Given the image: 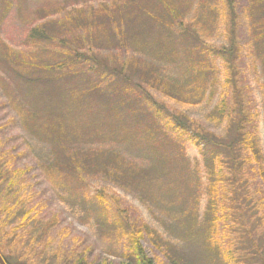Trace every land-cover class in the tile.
Returning <instances> with one entry per match:
<instances>
[{"label":"rangeland","instance_id":"1","mask_svg":"<svg viewBox=\"0 0 264 264\" xmlns=\"http://www.w3.org/2000/svg\"><path fill=\"white\" fill-rule=\"evenodd\" d=\"M16 1L8 12L0 13V50L4 44L14 52L24 54L31 53L27 36L34 26L45 22L51 26L59 24L66 20L68 13L74 16L79 13L82 17L103 10L118 19L121 11L117 12V7L125 10L132 7L127 0ZM178 1L183 8L184 21L198 33L204 47H230L233 9L224 0ZM232 1L235 6L232 17L237 25L238 86L253 115V125L264 154L263 63L254 50L248 0ZM154 6L150 3L147 9ZM208 9H213L216 14L208 16ZM132 11L131 8L128 12ZM128 21L127 47L116 48L114 41L104 39L103 28H99L98 41L94 44L84 42L80 49L94 53L98 48L102 56L114 55L123 62L130 58L141 59L158 66L165 79L180 86L186 85L195 73L190 57L197 51V43L182 40L176 32L164 35L167 48L176 50L159 59L150 47L153 39L160 36L161 29L133 14L129 15ZM50 50L43 48L41 63L56 57V53ZM205 64L204 69L211 66L210 70L214 71L216 84L212 85L213 88L209 86L204 98L195 105L196 102L190 106L158 91H148L169 112L184 115L210 135L223 138L227 129L221 118L212 116L224 88L223 64L221 59L210 55ZM4 74L0 66V252L3 256L14 263L26 264H59L60 258L83 254L86 258L84 264L132 263V240L123 229L128 221L137 228L155 231L163 241L158 240L160 247L170 241L179 255L186 258L188 255L189 261L183 264H219L214 262V252L202 241L205 235L216 237L224 229V223L219 229L203 232L207 205L205 168L199 150L188 142L187 137L177 136L172 140V146L167 144L164 149L153 147V137L129 119L125 108L110 101L88 103L93 111L107 104L119 125L102 132L105 137H88L82 143L84 149L101 150L120 157L127 168L148 169L154 164L157 169L146 180L112 181L99 174L86 178L84 184L71 183L51 167L50 144L36 138L25 127L24 112L32 110L29 104L32 95L27 89L20 94L16 85L9 83L11 77ZM97 116L98 122L102 123V115L98 112L86 120H95L99 125ZM70 124L73 128L76 123L71 120ZM161 158L166 159V163L160 164ZM246 170L252 205L247 214L238 212V215L242 216L241 221H247L255 214L259 219L257 222L264 227V190L256 171L251 167ZM101 191L105 193L104 202L97 198ZM233 229L236 232L234 225ZM150 236L140 240L146 256L154 264H165L163 252ZM189 236L196 239L191 242ZM201 259L205 262L199 263Z\"/></svg>","mask_w":264,"mask_h":264},{"label":"trees","instance_id":"2","mask_svg":"<svg viewBox=\"0 0 264 264\" xmlns=\"http://www.w3.org/2000/svg\"><path fill=\"white\" fill-rule=\"evenodd\" d=\"M127 1L134 11L129 13L131 8L125 10L124 7H117V12L121 11L118 19H114L108 10L96 12L95 15L90 12L88 16L85 14L82 17L76 12L77 16L68 13L66 20L59 24L51 26L45 22L32 27L27 36L31 48L29 54L14 52L2 44L0 66L4 75L11 77L9 83L13 82L20 94L27 89L32 95L29 102L32 110L26 109L24 112L25 127L36 138L50 144L51 167L66 181L83 184L86 178L99 174L112 181L146 180L157 169L154 164L148 169L131 165L133 169L127 168L120 157L101 150L84 149L82 143L88 137H105L102 132L119 125L107 104L93 111L88 103L110 101L125 108L129 119L153 137V147L172 146V140L177 136L187 137L188 142L199 150L205 168L207 205L203 232L219 229L224 223V229L216 237L203 236L202 244H207L214 252L215 263L264 264V227L257 222L259 219L255 214L249 215L247 221H241L242 216L238 215V212L247 214L252 205V196L248 193L247 167L256 171L264 190V154L253 125V115L238 86L237 25L232 17L235 10L233 1L224 0L233 9L230 16V47L217 48L204 47L198 33L184 21L181 13L183 8L178 0ZM148 1L155 6L147 9L150 5ZM16 2L21 3L20 0ZM14 3L15 0H0V13L8 12ZM248 6L254 50L264 68V0H248ZM213 9H208V16L216 14ZM130 14L161 29L160 36L153 39L150 47L159 59L176 50L174 47L167 48L164 35L170 36L176 32L182 40L197 43V51H193L195 54L189 51L195 73L186 85L180 86L177 82L165 79L158 66L141 59L130 58L123 62L114 55L102 56L98 48L94 53L80 49L84 42L92 41L94 44L98 41L99 28H103L104 39L114 41L116 48L127 47L126 29ZM43 48L51 49L56 57L54 55L52 61L41 63ZM209 55L222 60L225 74L221 99L212 112L213 117L221 118L227 129L223 138L210 135L184 118V115L169 112L148 91H158L190 106L193 102H196L193 105L197 104L204 98L209 86L213 88L212 85L216 84V75L210 70L211 66L210 69H204L205 59ZM61 93L64 95L60 96ZM95 112L102 115V123L98 122L99 116L96 118L99 125L95 124V120H86L88 116H94ZM71 120L76 123L73 128ZM159 163H166V159L161 158ZM97 198L104 202L105 193L99 192ZM118 213L121 214L120 211ZM123 229L132 240V263L121 264H154L140 243L141 239L150 235L163 252L165 264L189 261L188 255L187 258L179 255L170 241L160 247L158 240L163 241L154 230L137 228L128 221ZM233 234L234 237L231 236ZM194 239L189 236V241L193 242ZM3 257L6 264H26L14 263L9 257ZM85 259L84 254L75 258L63 257L59 259V264H84ZM203 262V259L199 261Z\"/></svg>","mask_w":264,"mask_h":264},{"label":"water","instance_id":"3","mask_svg":"<svg viewBox=\"0 0 264 264\" xmlns=\"http://www.w3.org/2000/svg\"><path fill=\"white\" fill-rule=\"evenodd\" d=\"M0 264H6V263L4 262V260L1 258V256H0Z\"/></svg>","mask_w":264,"mask_h":264}]
</instances>
